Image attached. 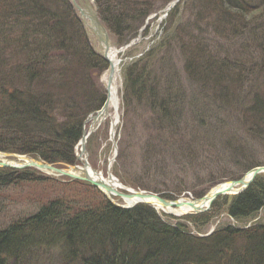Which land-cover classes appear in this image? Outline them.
<instances>
[{"label": "trees", "instance_id": "trees-1", "mask_svg": "<svg viewBox=\"0 0 264 264\" xmlns=\"http://www.w3.org/2000/svg\"><path fill=\"white\" fill-rule=\"evenodd\" d=\"M222 1H190L194 6L190 8L194 20L179 31L185 41L178 39L184 54V71L196 87L197 96L204 97L207 90L216 91L214 98L227 102L230 116H241L238 121L247 133L257 132L264 138V21L261 19V23L257 20L261 18L260 15H264V0ZM37 2L39 0H0V23L5 26L11 23L6 16L12 8L14 14H21L19 11L24 10L25 16L27 13L29 16L35 15L36 20L40 16H46L43 20L48 21L56 18L57 29L64 27V31L62 28L59 31H45L42 27L40 30L37 24H33L37 26L32 25L30 33L35 35L38 30L42 31L52 42L47 48L60 46L64 34V47L68 49L70 46L67 53L72 57L71 65L65 71L75 76L78 66L84 69L91 65L93 68L107 67L88 46L81 23L67 0H51L48 5ZM94 3L100 21L115 38L116 44L124 45L135 37V25L140 27L143 24L154 2L149 0L136 4L131 0H114L112 3L94 0ZM2 26L0 30H8V27L4 29ZM68 28L70 33L67 35ZM71 30L75 31L76 38L78 36L84 42V54H81L78 46L69 44L70 37H73ZM125 36L128 38L123 39ZM171 36L169 39H172ZM11 41L22 46L20 36L10 37ZM149 86L151 100L148 105L152 114L157 115L150 123L151 128L162 135L175 133L176 126L182 125L183 121L178 114L168 109L174 103L163 101L160 94L154 93L153 82ZM168 87L164 89L170 90ZM1 92L0 151L38 154L50 163H72V148L79 138V125L83 118L78 120V124L64 121V125L58 128L61 134L55 135L53 133L57 130L52 132L50 127L53 118L45 116L40 119L38 116L48 113L42 110L47 107L45 102L41 108V98L28 99L10 91L2 92L1 95ZM63 97L66 103L65 95ZM23 101H27V104ZM88 103L84 100L82 108L84 105L87 107ZM19 120L23 121L22 126H19ZM162 121L166 122V126L157 128ZM227 122L226 117L217 126L223 131ZM45 138L51 139V146L45 142ZM245 167L249 168L248 165ZM31 180L26 172L0 169V209L4 206L1 202L4 190L33 182ZM40 182L61 196L47 200L42 207L36 205L31 213L18 215L11 222L0 221V264H117L113 256L120 258L123 264H264V228L257 229L256 233L237 232L236 236H232L229 227H219L220 230L216 229L210 237L197 238L183 229L163 224L147 207L138 206L128 211L116 209L97 191L83 184ZM66 192L71 194L65 195ZM76 193L81 198H77ZM11 196L15 194L8 192L3 198ZM43 198L46 199V196ZM262 202L264 178H257L244 193L235 198L231 214L241 221V218L246 219L250 212L260 207ZM206 222L207 217L193 221L196 227H203ZM217 243L218 251L210 248V244ZM55 247H60L61 251H53Z\"/></svg>", "mask_w": 264, "mask_h": 264}, {"label": "rangeland", "instance_id": "rangeland-1", "mask_svg": "<svg viewBox=\"0 0 264 264\" xmlns=\"http://www.w3.org/2000/svg\"><path fill=\"white\" fill-rule=\"evenodd\" d=\"M68 1L72 3L71 0ZM106 1L112 3L114 0ZM131 1L141 4L149 0ZM168 1H171L172 6ZM190 1L153 0L151 13L143 19L140 27L135 25L134 38L139 35L140 38L127 50L120 48L123 45L116 44L115 38L111 37L114 39L111 43V51L115 53V59H113L119 61L113 83L117 107L114 111L110 103L108 116L91 135L92 138L88 142V151L91 156L88 154L87 159L89 162L90 157L91 163L96 167L101 159H104L101 162L103 165L105 160L108 163L111 162L110 171L117 173L118 178L123 182H130V185L138 184L141 190L171 195L172 198L179 196L193 199L195 194L198 195L205 190L208 174L227 178H232L231 176L235 174L238 176L242 173L239 172L238 167H241L245 161L250 166L264 167V138L260 137L257 132L247 133L238 121L241 116H230L226 108L227 102L214 98L216 91L207 90L204 97L197 96L196 87L192 85L193 83L189 80L190 76L184 71V54L178 41V39H181V42L185 41L179 31L194 20L192 19L193 11L190 10L194 6ZM50 2L51 0H39L37 3L48 5ZM221 2L223 1L220 0ZM167 8L169 10L163 18L162 11ZM19 12L22 13L14 14V8L8 10L6 19L11 23L8 26L0 23L4 29L8 27L7 31L0 30L3 31L0 34V91L17 92L28 99L41 98V108L44 107L45 102L47 107L42 110L48 113L38 114V116L40 119H44L45 116L52 117L53 122L50 127L52 132L57 130L53 134L59 135L61 131L58 128L64 125V121L78 124V120L82 119L85 113L102 106L106 99L105 85L108 79L106 75L108 66L106 65L105 69L93 68L92 65L86 69L78 66L79 70L73 76L74 73L65 71V68L71 65L72 57L67 53L70 46L68 49L64 47V34L63 43L60 46L54 45L47 48L46 46L52 42L48 41L40 31L41 27L46 29L45 31L49 29L59 31L62 27L57 29L56 18H50L48 21V19L43 20L46 16H40L36 20L35 15L29 16L30 14L27 13V17L23 14L24 10ZM73 12L76 14L77 11L73 10ZM260 17L257 20L261 22L262 19L263 22L264 15ZM42 22H44L43 26ZM32 25L40 29L35 35L30 33ZM62 29L64 31V27ZM67 33H70L69 28ZM75 34V31L71 30L73 37H70L69 44L78 46L81 54H84V42L80 37L76 38ZM19 36L22 38V46L13 41L9 42L10 37ZM170 36L172 39H169ZM127 38L128 36L123 37V39ZM4 39H6L5 42H3ZM92 47L96 52L98 51L97 43L92 44ZM246 81L249 82V79L246 78ZM150 82L155 84L154 93L160 94L163 101L174 103L168 109L178 114L183 121L182 125L176 126L175 133L162 135L155 132L156 129L151 128L150 123L157 115L152 114L148 105L151 100ZM260 83L262 84L261 81ZM167 86L170 88L168 91L164 89ZM24 97L22 99H25ZM84 100L89 103L87 107L84 105L82 108ZM23 102L27 104V101ZM53 102L58 103L53 104ZM49 105H51L50 109ZM217 117L221 119L227 117L230 122L228 124H232V127L226 128V124L222 131L215 123L221 120ZM235 119H237L236 123H234ZM112 122H115L113 129L110 128ZM165 123L162 121L157 128L165 127ZM18 124L22 126L23 121L19 120ZM88 125L89 123L86 124V129ZM234 126L238 127L235 129ZM226 129H230L232 133L228 134ZM206 133L207 135H204ZM44 140L50 146L53 143L50 138ZM34 141L40 144L37 139ZM110 141H114L118 146V152L113 161H111L113 150ZM100 170L102 173L104 168L100 167ZM103 173L105 177L106 172ZM8 192H13L15 196L3 198ZM3 194L1 202L4 206L0 209V221L3 223L11 222L18 215L31 213V209L33 211L37 206H44L47 200L61 196L60 193L53 192L45 183L38 181L11 187L4 190ZM64 194L70 195L71 192ZM77 194L79 193L75 195ZM44 196L46 199L43 198ZM76 197L81 198L80 195ZM229 199L231 198L221 199L217 206L209 207V210H212L207 217L206 226L203 229L196 228L201 230L200 234H205L207 229L217 221H220L217 227H229L232 230V236H236L237 232L256 233L257 229L264 228L261 226L264 225V202L256 210L250 212L246 219L241 218V221L236 219V224L235 217L230 210L235 199L231 201ZM183 220L184 217H180L169 222L177 221L178 224L186 227ZM227 223L229 226H226ZM249 224H252V228L242 230ZM188 228L190 231L195 229L189 224ZM217 245L218 243L212 246L210 244V248L218 251ZM53 251L60 252L61 248L55 247Z\"/></svg>", "mask_w": 264, "mask_h": 264}, {"label": "water", "instance_id": "water-1", "mask_svg": "<svg viewBox=\"0 0 264 264\" xmlns=\"http://www.w3.org/2000/svg\"><path fill=\"white\" fill-rule=\"evenodd\" d=\"M86 7H90V3L85 1ZM92 8V7H91ZM80 14L81 17L83 18V24L85 25V27L87 29H91L98 37L100 43H102L104 45V51H103V57L104 59L109 63V77H108V86H107V90L109 89V85L112 82V78H113V74H114V65L110 62V60L108 59V47H109V41H108V37H107V33L106 30L104 29V27H102V25L100 24L99 20L97 19L96 13L94 10H87L84 9L81 10L80 9ZM88 20V23L85 20ZM106 110V106L104 108L103 111ZM34 166H36L35 164H32ZM87 181H90L87 179ZM92 184H94L96 187L99 186L103 192L105 194L107 193H112L114 190L112 189V187H109L101 182H92L90 181ZM130 199L132 198H137V200H141V202H144L147 199H150L151 196H145L142 195L141 193H135V195L133 197H129Z\"/></svg>", "mask_w": 264, "mask_h": 264}, {"label": "bare ground", "instance_id": "bare-ground-1", "mask_svg": "<svg viewBox=\"0 0 264 264\" xmlns=\"http://www.w3.org/2000/svg\"><path fill=\"white\" fill-rule=\"evenodd\" d=\"M87 2H90L91 4H93V0H87ZM92 6L93 5H91L90 7H88V6L86 7V4H85V9H87V10H90V9L93 10L91 8ZM115 97H116V91H115V88L113 87L112 90H111V95H110V103L114 101ZM113 261L115 263H117V264H123V261L120 258L119 259L116 258V256H113Z\"/></svg>", "mask_w": 264, "mask_h": 264}]
</instances>
